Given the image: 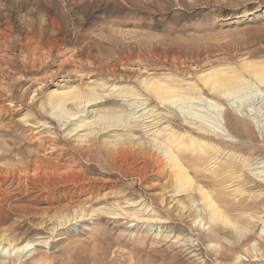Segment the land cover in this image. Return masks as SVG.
<instances>
[{
	"label": "rangeland",
	"instance_id": "obj_1",
	"mask_svg": "<svg viewBox=\"0 0 264 264\" xmlns=\"http://www.w3.org/2000/svg\"><path fill=\"white\" fill-rule=\"evenodd\" d=\"M244 57L264 61V0H0V170H7L0 171L7 175L0 176V241L30 242L50 264H264V219L257 218L264 176L248 171L264 164V88L250 87L235 102L217 99L232 122L234 113L251 114L257 149L242 146L262 162L231 184L241 185L240 196L229 183L219 187L229 201L254 204L231 212L237 230L199 222L200 201L191 206L172 194L169 172L159 175L151 159L156 128L169 123L179 133L191 127L185 114L200 121L192 111L199 109L212 118V107L159 105L140 83L147 76L198 82L202 71L236 67ZM59 85L100 97L69 104L75 115L57 119L47 95ZM204 96L211 97L205 89ZM121 108L131 113L126 127L95 132V110ZM80 118L87 124L74 129ZM142 157L149 158L143 170Z\"/></svg>",
	"mask_w": 264,
	"mask_h": 264
},
{
	"label": "bare ground",
	"instance_id": "obj_2",
	"mask_svg": "<svg viewBox=\"0 0 264 264\" xmlns=\"http://www.w3.org/2000/svg\"><path fill=\"white\" fill-rule=\"evenodd\" d=\"M166 78L168 80H166ZM169 79L170 78L166 76H161V77L147 76L142 78L141 81L140 80L139 81L142 84L144 90L147 91L148 96L153 97L155 99L154 101H156L159 105L173 106L181 101L182 102L185 101V103L187 101H191V102L202 101V100L203 102L207 101L210 105L208 104L207 106L206 104V106L212 107V111H211L212 115L210 114L212 118H208L206 115H202L201 113H199L198 111L199 109H194L192 110L194 112V113L192 112L194 114V117L195 116L201 117V120L196 121L193 120L192 118L194 122L190 121L188 120L189 117L187 118L188 114L187 115L185 114L184 122L190 124L191 125L190 128H185L183 131L178 133L175 132L171 128V126H169L168 123L166 126L156 128L155 131L153 130L154 132H156V136H151L152 141H150L149 143L150 145H152V148L157 150V154L151 158L152 163H154L155 168L158 171L159 175L165 171L164 169H166L167 172H169L168 175L170 180V186L172 188V194L174 195L181 194V196L182 195L184 197L186 196L185 198L190 201L191 206L196 199L200 201L202 206L201 210H203L204 213L202 216L201 214L197 215L200 216L199 222L206 219L211 223L230 225L234 229L239 230L238 220L233 219L230 216L231 212L239 211L245 213L246 210L249 209V206L254 204H249V203L245 204L246 203L245 201L241 202L239 201V199H238L239 203L235 199L229 201V199L227 198L225 199V197H223L222 191H219V187L222 186L221 188H223L226 183H229L228 185L232 186L233 188V186L235 185L234 184L231 185V184L234 183L236 179L242 178L241 176H243L242 174L244 173L243 172L244 168L248 167L250 169L251 165L254 166L253 164H260L262 162H258L257 160H255L254 162L255 157L252 158V156H250L251 154L249 155L244 153L245 149L242 146L250 143L251 147L249 149H257L256 145L258 143L256 145H254L253 143L256 142L257 139L255 138V134L251 128V122H252L250 118L251 114L248 115L247 113H245V116H247L248 119L247 120L246 117H242V116L239 117L234 113L232 114L234 117V120L232 122L229 120V113L232 112H230V110L225 109V107L223 109V105L220 102H218L219 100L217 99H226L229 102L230 101L235 102L236 100L235 97H237L238 95L241 94L242 91L250 87H253L259 91L260 89L264 88V61L258 59L256 60L249 59L244 57L241 59L238 66L236 67H232L231 65H229V67L227 66H221V67L214 66V68L210 67L209 69H206L202 71L200 74H198L197 76L198 82H190V83L187 82L183 84L180 81L179 82L174 80L169 81ZM204 89L206 92H208V94H210L211 96L210 98L204 96ZM122 90L124 89L122 88ZM116 92L118 93V91ZM123 93L125 94L131 93L130 96L133 95L132 94L133 91L129 92V90L128 91L124 90ZM99 97H100L99 94L91 88L80 89L73 85H67V86L59 85L54 90L48 93L47 102L49 105L50 114L56 117L57 119H60L63 116L72 117L73 115H75L74 112H71V109L67 108L69 104L74 107H79V106L84 107V105L97 100ZM133 104L132 102H130L129 106ZM260 109L262 110V115L264 117V106H261ZM98 110H95L96 112L94 113V115H92L93 116L92 123H95L98 126V128L94 129L95 132L96 130L101 131L102 129H107L114 126L126 127L129 122L128 119L131 117V113L123 108L108 109V110L101 109V111ZM86 120L87 119L85 118L77 119L76 123L74 124L75 125L74 129L86 125L87 124ZM144 127L146 130L147 126ZM131 134L133 135L132 132H129V136ZM193 134H195V136ZM209 134L211 135L213 134V135L211 136ZM225 138L227 139L229 138V139L227 140ZM231 139L232 140L235 139L236 142L232 141ZM114 144L115 143H113V145ZM148 159L149 158H145V157L141 158L142 164L140 165V168L142 170L148 167V163H149V162L147 163ZM34 163L36 164L37 161ZM42 166L41 168H43ZM26 167L28 166H24V168ZM261 168H264V164L263 166L262 164L260 166L259 165L254 166L248 171L252 172L251 174L253 176L262 178L264 176L263 173L264 169L259 170ZM161 171L163 172L161 173ZM4 172L2 170L3 174ZM202 172L208 173L207 176L209 180L207 179V181H203L202 177H200L201 180L199 176L198 178L196 177L198 173H201L200 175L204 176L202 175ZM2 173L0 176H3L5 178L7 176L6 175L7 172L5 176ZM245 180H242V182L243 181L246 182ZM47 183L46 186L48 185ZM237 185L238 184H236V186L233 188L234 190L231 188L232 191L234 192L233 194L235 196L234 198H236V196L238 195L240 196V194H243L245 192L244 189L241 188V185L238 186ZM228 193L227 195H229ZM180 201L179 203H181ZM235 202H237L236 205H234ZM258 213H263V216L257 217L259 220L263 221L264 207L260 209ZM66 215L67 214L63 216L65 218L59 220V224H61L64 220L67 219L68 215L67 216ZM252 215L253 214L251 212V214L250 213L246 214V217L250 219L252 217L255 218L256 214H254L253 216ZM129 216L137 217L138 215L137 213H130ZM60 217H62V215H60ZM156 217L158 219H162L160 215H156ZM253 247H255L254 250H259V247H257V245H254ZM34 252H35L34 246H32V243L30 242H26L22 245H17L16 243H10L9 241L5 243L0 241V264H6L9 263L10 261H12L13 264H26V260H28V262L30 261L29 263L31 264H50L49 261H47V259L44 256H41L40 254Z\"/></svg>",
	"mask_w": 264,
	"mask_h": 264
}]
</instances>
